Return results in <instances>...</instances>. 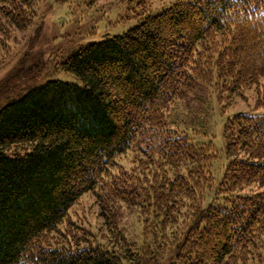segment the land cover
<instances>
[{"label": "trees", "instance_id": "trees-1", "mask_svg": "<svg viewBox=\"0 0 264 264\" xmlns=\"http://www.w3.org/2000/svg\"><path fill=\"white\" fill-rule=\"evenodd\" d=\"M38 1L0 0L2 22L26 27ZM62 69L81 83L49 79L0 107V264H264V98L226 121L220 180L215 143L167 114L198 85L229 97L261 83L264 0H178ZM130 150L135 166L114 174ZM87 192L139 207L143 242L64 234Z\"/></svg>", "mask_w": 264, "mask_h": 264}, {"label": "rangeland", "instance_id": "rangeland-1", "mask_svg": "<svg viewBox=\"0 0 264 264\" xmlns=\"http://www.w3.org/2000/svg\"><path fill=\"white\" fill-rule=\"evenodd\" d=\"M177 1L40 0L31 8V20L26 27L5 24L0 17V107L49 79L81 83L75 74L62 69V62L71 53L89 42L121 35L147 15L160 13ZM222 94L225 93L198 85L187 89L167 110L168 128L188 130L196 142L215 143L220 153L216 164L219 180L228 160L224 125L238 112H255L259 98H264V79L259 85L232 96L221 97ZM135 157V150L128 151L119 159L113 173L131 170ZM258 186L253 183L246 191H257ZM142 220L140 208L130 201L108 197L101 202L96 193L87 192L71 207L61 228L64 234H80L82 245L88 241L108 242L119 235L121 243L124 239L127 244L139 246L143 242ZM109 221L113 222L112 226ZM113 226L116 234L110 231ZM173 254L160 256L161 264L173 262Z\"/></svg>", "mask_w": 264, "mask_h": 264}]
</instances>
